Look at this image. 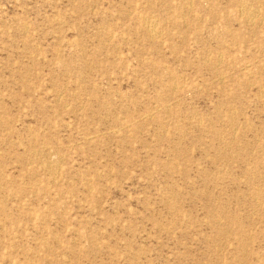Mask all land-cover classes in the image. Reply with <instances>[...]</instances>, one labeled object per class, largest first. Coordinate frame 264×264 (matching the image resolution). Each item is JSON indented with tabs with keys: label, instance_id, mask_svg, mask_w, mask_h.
Instances as JSON below:
<instances>
[{
	"label": "rangeland",
	"instance_id": "rangeland-1",
	"mask_svg": "<svg viewBox=\"0 0 264 264\" xmlns=\"http://www.w3.org/2000/svg\"><path fill=\"white\" fill-rule=\"evenodd\" d=\"M0 264H264V0H0Z\"/></svg>",
	"mask_w": 264,
	"mask_h": 264
},
{
	"label": "bare ground",
	"instance_id": "bare-ground-1",
	"mask_svg": "<svg viewBox=\"0 0 264 264\" xmlns=\"http://www.w3.org/2000/svg\"><path fill=\"white\" fill-rule=\"evenodd\" d=\"M240 7H241V6H240ZM244 8H246V7H244ZM247 9H248V8H247ZM241 12H242V11H241ZM148 24H149V23H148ZM148 24H147V25H148ZM150 26H151V25H150ZM146 29H147V28H146ZM151 29H152V28H151ZM147 31H148V29H147ZM152 32H153V31H152ZM152 32H151V33H152ZM221 138H222V137H221ZM226 144H227V143H226ZM50 168H51V166H50ZM50 172H51V171H50ZM45 187H46V186H45Z\"/></svg>",
	"mask_w": 264,
	"mask_h": 264
}]
</instances>
